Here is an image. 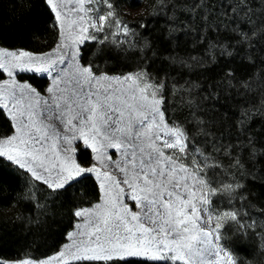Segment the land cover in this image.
Returning <instances> with one entry per match:
<instances>
[{"label":"snow or ice","instance_id":"6c2138e0","mask_svg":"<svg viewBox=\"0 0 264 264\" xmlns=\"http://www.w3.org/2000/svg\"><path fill=\"white\" fill-rule=\"evenodd\" d=\"M43 2L58 29L56 47L35 53L0 45V111L12 127L0 136V158L53 192L92 177L99 198L73 210L58 252L0 264H233L221 221L239 223V212L215 198L241 185L218 184L213 173L222 166L213 153L226 148L213 141L209 152L170 118L166 83L146 69L112 72L85 60L90 42L100 46L94 56L103 46L135 47L136 33L113 0ZM220 8L224 16L247 14L236 3ZM21 73L46 75L48 86L41 91ZM244 116L239 127L247 131Z\"/></svg>","mask_w":264,"mask_h":264},{"label":"trees","instance_id":"16d2710c","mask_svg":"<svg viewBox=\"0 0 264 264\" xmlns=\"http://www.w3.org/2000/svg\"><path fill=\"white\" fill-rule=\"evenodd\" d=\"M221 2L240 4L247 14L224 16ZM113 3L118 10L141 9L131 24L137 48L126 53L103 49L94 56L99 48L90 42L83 47L85 60L94 59L102 70L112 72L144 68L164 81L168 116L185 123L209 152L213 141L226 148L213 153L223 168L221 178L241 185L236 206L264 219V0ZM54 24L43 0H0L2 46L49 51L59 40ZM20 77L30 79L41 91L48 82L35 74ZM242 116L247 131L239 127ZM11 131V121L0 111V136ZM0 177V257L4 259L25 254L41 259L55 253L72 228L73 210L99 198L92 177L53 192L4 158H0ZM222 232V241L238 264L251 258L247 246H236L229 231ZM136 264L151 262L136 258Z\"/></svg>","mask_w":264,"mask_h":264},{"label":"rangeland","instance_id":"374dc122","mask_svg":"<svg viewBox=\"0 0 264 264\" xmlns=\"http://www.w3.org/2000/svg\"><path fill=\"white\" fill-rule=\"evenodd\" d=\"M118 15L121 20H123L124 23L128 24L130 26L131 31L134 32L133 27L131 24L135 21L137 16L140 14L141 9L140 8H124L123 10H118ZM136 33V32H135ZM102 35V34H101ZM120 39H124V37L121 35ZM130 40L135 44V47H130L127 43L124 44L123 48H117L115 46H103V49H109L112 48L116 52H128V51H134L136 50V42L138 41L136 35L134 37H129ZM59 42V40H58ZM57 45V44H56ZM98 46V45H97ZM56 47V46H55ZM139 47V46H138ZM100 48V46H98ZM223 170L222 167L219 169H213L214 173V179L217 180L218 184H231L228 182H225L221 178V171ZM219 171V175L217 176L215 172ZM219 180V181H218ZM237 184V182H234L233 185ZM240 189H235L234 192L231 193H224L221 196L216 197L217 204L221 209H228L232 208L239 212L238 220L239 223L236 221L231 220L230 218H224L222 219L221 223L223 224L222 231L225 229L229 231L230 233V239L233 241V243H236L237 245L247 246L250 250V256L251 258H248L244 261V264H264V219L260 216L254 214V213H248L247 210L243 207L240 208L236 206V200L239 196H237V192ZM242 200H238L240 203ZM243 225V227L241 226ZM72 229V228H71ZM223 235V232H222ZM223 237V236H222ZM223 243V241H222ZM224 245V243H223ZM225 246V245H224ZM225 248L229 250L226 246ZM230 251V250H229ZM230 254L233 257V264H238L235 260L232 252L230 251ZM248 256V257H250ZM2 260H12V259H4ZM260 259V260H259Z\"/></svg>","mask_w":264,"mask_h":264},{"label":"crops","instance_id":"0c3cea01","mask_svg":"<svg viewBox=\"0 0 264 264\" xmlns=\"http://www.w3.org/2000/svg\"><path fill=\"white\" fill-rule=\"evenodd\" d=\"M55 48V47H54ZM53 49V48H52ZM51 49V50H52ZM51 50H49V51H51ZM49 51H46V52H49ZM44 77H46L47 78V80H48V82H47V84H46V86L44 87V88H46L47 86H48V83H49V78L45 75ZM11 134V133H10ZM95 203V202H94ZM90 206V205H89ZM84 207H87V206H84ZM70 230H72V229H70ZM69 230V231H70ZM221 239H222V229H221ZM65 243H68V241H67V239L61 244V246L59 247V249L56 251V252H58L60 249H61V247H62V245H64ZM55 252V253H56ZM54 254V253H53ZM53 254H51V255H53ZM51 255H49V256H51ZM139 259H143V258H139Z\"/></svg>","mask_w":264,"mask_h":264}]
</instances>
